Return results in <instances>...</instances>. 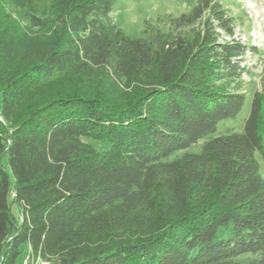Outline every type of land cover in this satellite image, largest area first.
Listing matches in <instances>:
<instances>
[{
    "label": "trees",
    "instance_id": "obj_1",
    "mask_svg": "<svg viewBox=\"0 0 264 264\" xmlns=\"http://www.w3.org/2000/svg\"><path fill=\"white\" fill-rule=\"evenodd\" d=\"M116 2L0 0V264H264V80L219 131L258 49L218 0L142 38Z\"/></svg>",
    "mask_w": 264,
    "mask_h": 264
},
{
    "label": "rangeland",
    "instance_id": "obj_2",
    "mask_svg": "<svg viewBox=\"0 0 264 264\" xmlns=\"http://www.w3.org/2000/svg\"><path fill=\"white\" fill-rule=\"evenodd\" d=\"M197 1L198 0H117L112 16L118 28L124 31V33L133 38H142L144 36L143 32L146 24L155 26V24H159L158 18L161 16L167 14L178 16L182 13H187ZM218 1L229 10L230 14L237 18L240 28L239 31L247 38V44H253V34L259 36V44H264V0ZM247 63L248 67L251 69V75L244 77L243 93L247 97L246 104L237 118L226 120L219 124L220 132H223L226 128L242 132L250 115L254 94L256 92H263L264 45L262 49H258L256 54L247 55ZM3 125L7 126V123ZM201 147L202 143H199L186 152L197 153L200 151ZM184 153L185 152L177 153L172 159L180 158ZM257 159L264 176V160L260 155H257ZM14 212L19 214L17 208H14ZM27 257L28 256L25 257L23 264L28 262ZM249 258L250 256L241 257L238 259V262L244 263Z\"/></svg>",
    "mask_w": 264,
    "mask_h": 264
},
{
    "label": "built area",
    "instance_id": "obj_3",
    "mask_svg": "<svg viewBox=\"0 0 264 264\" xmlns=\"http://www.w3.org/2000/svg\"><path fill=\"white\" fill-rule=\"evenodd\" d=\"M239 29L240 28H237L236 33L233 36V38L238 40V41H242L244 43H247L248 42L247 38L239 31ZM227 39H230V38H227ZM253 40H254L253 44H250V45L256 47L257 49H262L263 48L264 44H259L260 43L259 36L253 34ZM249 54L252 55V53H249ZM0 122L3 123V124H6L5 120L2 117H0Z\"/></svg>",
    "mask_w": 264,
    "mask_h": 264
}]
</instances>
